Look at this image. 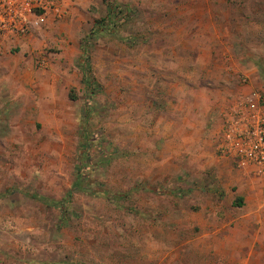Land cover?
Segmentation results:
<instances>
[{"label":"rangeland","instance_id":"rangeland-1","mask_svg":"<svg viewBox=\"0 0 264 264\" xmlns=\"http://www.w3.org/2000/svg\"><path fill=\"white\" fill-rule=\"evenodd\" d=\"M131 1H70L57 25L0 49V264H264L263 230L240 222L246 203L219 186L230 178L198 168L218 161L210 145L205 158L182 142L196 99L167 85L205 66L199 88L220 95V112L244 73L264 81V0H221L217 14L233 20L204 22L221 35L200 39L215 48L191 37L185 54L154 37L179 5ZM77 178L61 207L31 198L60 201Z\"/></svg>","mask_w":264,"mask_h":264},{"label":"crops","instance_id":"crops-1","mask_svg":"<svg viewBox=\"0 0 264 264\" xmlns=\"http://www.w3.org/2000/svg\"><path fill=\"white\" fill-rule=\"evenodd\" d=\"M73 1L72 3H79L85 6L93 5L98 6L102 0H65L66 9H68V3ZM200 1H202L200 3ZM173 6H180V9H177L174 13H167L166 20L168 22L174 23L173 26L168 27L167 29H156L154 30V37L157 38H167L169 49L167 50L170 54H185L189 52L191 46V37L197 38L196 45L199 48V51L206 52L205 50L210 48H215V46L209 45L207 41H200V39H207L212 37L220 36V32L214 29L213 25L204 24L219 22L224 19L232 21V15H227L223 17V14H217V7H220L222 1L212 0V8L210 9V0H173ZM197 2L196 6L193 9H189L187 7L191 5H195L194 3ZM199 2V3H198ZM125 4H136V0H132L130 2H126ZM185 7V9H183ZM220 9V8H219ZM213 11V12H212ZM68 14L66 11L65 16ZM64 16V17H65ZM237 19V17H234ZM59 21H48L43 29L49 28L51 26L57 25ZM158 27V26H157ZM32 34L29 35L27 38L18 41L16 43H10L7 41H0V49L11 48L13 46H22L23 44L27 43L31 38ZM158 47V46H157ZM32 48V47H31ZM187 50V51H186ZM156 52H162L163 49L159 50L155 48ZM206 64V63H204ZM199 69L196 70L197 73H194L195 79H190V72L187 68L182 69L178 68L176 71H172L173 75L167 77V85L178 86V92L186 97H194L196 101L187 103L184 108H188V112L186 115H183L182 119V126H185L187 129L183 133L182 142L186 147H189V152H197L203 153V157L207 158L206 156L211 155L209 149V145L213 150L212 155L217 157L218 161H196L198 162V168L202 171H211L214 170L216 177H226L230 178L229 181H223L220 183L221 189L228 194L231 191V188L234 189V193L238 198H240V202L246 203V207L248 208V215L246 219L240 220V222H244L249 226L252 225L254 227L259 226L260 230H263L264 233V200L262 199L260 190L261 185L259 180L253 175L249 173L248 169H241L237 166V159L232 155H223L217 150L218 142H219V134L221 130V124L223 120V115L228 111L230 107L241 102L240 99L249 96L250 93H258L264 96V81L260 82L256 79L255 74L249 75L248 73H244V76L247 78V84H242L239 90L235 93V97L232 100H227L226 103L228 106L227 108H221L222 110L213 111V106L215 105L216 101L220 95L215 93V95H211L210 92L207 93L204 91L203 88H199V85L204 84L200 83L205 80L204 73L206 72V67L201 66L199 64ZM226 68V65L217 66L215 71L219 70V72L223 71ZM178 70V71H177ZM209 71V70H208ZM226 77V76H225ZM220 78V77H219ZM228 79V78H227ZM221 100V97H220ZM225 103V104H226ZM217 106V105H216ZM225 106V107H226ZM216 109V108H215ZM219 112V113H218ZM209 124V131L206 133L204 131L205 126ZM166 131L159 132V126H156L158 129V134H169L170 125L167 127ZM218 128V129H217ZM215 133V145H216V152L213 148L212 144V136ZM205 135H208L205 137ZM205 137V138H204ZM172 159L176 158L175 153L173 152L171 155ZM201 158V157H200ZM188 159H191L188 157ZM214 168V169H213ZM205 211H211V214L214 216H220V209L215 205L213 208H207V205L204 206ZM255 230V234H256Z\"/></svg>","mask_w":264,"mask_h":264},{"label":"built area","instance_id":"built-area-1","mask_svg":"<svg viewBox=\"0 0 264 264\" xmlns=\"http://www.w3.org/2000/svg\"><path fill=\"white\" fill-rule=\"evenodd\" d=\"M65 0H0V41L16 43L66 14ZM223 115L217 150L260 182L264 200V96L250 93Z\"/></svg>","mask_w":264,"mask_h":264},{"label":"trees","instance_id":"trees-1","mask_svg":"<svg viewBox=\"0 0 264 264\" xmlns=\"http://www.w3.org/2000/svg\"><path fill=\"white\" fill-rule=\"evenodd\" d=\"M82 168H83V167H82ZM79 179H80V178H77V179L72 183V186H71L69 192L67 193L66 197H64V198H63L62 200H60V201H57V202H50V201H48L47 199L42 198V197H39V196H36V195H31V198H32V199H35V200H37L38 202H41V203H43V204L51 205L52 207H56V208L61 207V206H63L65 203H68V202H69L68 200H69V197H70V193H71V191L77 189V186H78L79 183H80V182H79Z\"/></svg>","mask_w":264,"mask_h":264}]
</instances>
